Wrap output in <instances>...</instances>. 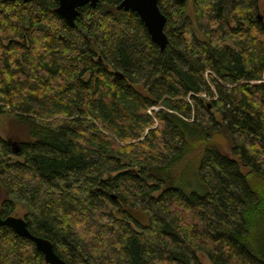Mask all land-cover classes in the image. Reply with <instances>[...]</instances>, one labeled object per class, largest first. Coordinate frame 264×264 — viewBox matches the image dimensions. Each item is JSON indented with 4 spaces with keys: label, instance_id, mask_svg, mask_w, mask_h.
<instances>
[{
    "label": "trees",
    "instance_id": "16d2710c",
    "mask_svg": "<svg viewBox=\"0 0 264 264\" xmlns=\"http://www.w3.org/2000/svg\"><path fill=\"white\" fill-rule=\"evenodd\" d=\"M121 1L0 0V216L69 264H264V0H158L164 49ZM0 264L49 263L0 224Z\"/></svg>",
    "mask_w": 264,
    "mask_h": 264
},
{
    "label": "water",
    "instance_id": "95a60500",
    "mask_svg": "<svg viewBox=\"0 0 264 264\" xmlns=\"http://www.w3.org/2000/svg\"><path fill=\"white\" fill-rule=\"evenodd\" d=\"M101 0H59L56 12L62 16L68 23L74 24L79 13V8L91 4L96 6ZM184 2L185 0H176ZM117 9L132 10L139 14L145 23L149 34L161 49H164L168 36L165 32L166 15L162 12L158 0H122ZM0 224L13 228L18 234L31 239L37 248L43 252L45 261L49 264H69L54 249L51 240L33 234L27 226L26 220L22 216L9 215L0 216Z\"/></svg>",
    "mask_w": 264,
    "mask_h": 264
},
{
    "label": "rangeland",
    "instance_id": "374dc122",
    "mask_svg": "<svg viewBox=\"0 0 264 264\" xmlns=\"http://www.w3.org/2000/svg\"><path fill=\"white\" fill-rule=\"evenodd\" d=\"M261 12L264 11V3L261 8ZM208 100V98H207ZM27 127L25 124L17 121L13 116L9 115H1L0 116V133L4 136L16 138H25L27 134ZM195 182V179H193ZM3 197V191L0 188V199ZM16 216L20 215V212H16ZM199 256L201 258L202 264H214L209 258L202 252H199Z\"/></svg>",
    "mask_w": 264,
    "mask_h": 264
},
{
    "label": "built area",
    "instance_id": "2783aa9c",
    "mask_svg": "<svg viewBox=\"0 0 264 264\" xmlns=\"http://www.w3.org/2000/svg\"><path fill=\"white\" fill-rule=\"evenodd\" d=\"M205 95V94H204Z\"/></svg>",
    "mask_w": 264,
    "mask_h": 264
}]
</instances>
